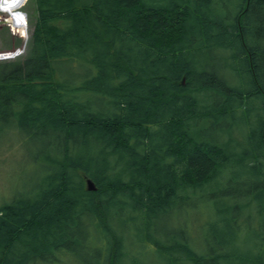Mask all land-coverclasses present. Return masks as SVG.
<instances>
[{"label": "trees", "instance_id": "obj_1", "mask_svg": "<svg viewBox=\"0 0 264 264\" xmlns=\"http://www.w3.org/2000/svg\"><path fill=\"white\" fill-rule=\"evenodd\" d=\"M247 1L225 0L215 12V0H33L24 55L0 63V140L16 131L22 143H36L43 178L0 205V264H264L259 147L234 159L214 135L244 110L260 124L251 141L264 143V47L254 45L264 0ZM224 18H241L232 29L251 38V65ZM216 51L237 80L222 76L227 108L213 99L225 89L211 73ZM202 56L209 69L194 64ZM254 95L257 108L248 101ZM234 163L244 170L223 176ZM247 180L259 188H247L257 200L236 208L201 192L199 202H220L221 215L198 245L184 226L148 232L152 219L191 203L200 185L218 191ZM242 213L252 227L240 247L227 228ZM218 220L230 238L212 235Z\"/></svg>", "mask_w": 264, "mask_h": 264}, {"label": "rangeland", "instance_id": "obj_2", "mask_svg": "<svg viewBox=\"0 0 264 264\" xmlns=\"http://www.w3.org/2000/svg\"><path fill=\"white\" fill-rule=\"evenodd\" d=\"M215 1L219 9L222 5H225V0ZM34 11L35 7L33 0H26L20 8V12H23L25 15V17L23 16L25 18V38L14 32L12 27L5 21L6 14L0 13V63L14 61L18 57L21 58L24 55L26 42L30 37L34 25ZM216 54L217 56L214 58V69L220 72L221 76L228 77L229 82L235 85L237 80L233 76L228 75V68L224 69L222 66L223 61L221 55L223 54L219 51H216ZM244 114L245 111L242 110L241 113H234L226 117L227 119L220 121V123L216 125V128L221 127L222 129L214 131L215 139L222 141L230 154H236L234 155V159L238 158L237 154L240 153L244 147L247 148L250 146L252 141L249 137V132L255 131L257 135V129L260 125L256 118L250 122L251 124L247 123L245 118L243 122ZM202 135L204 136V134ZM22 140L21 134L16 131H13L7 137L0 140V205L4 202H10L18 193L22 194L27 190L36 188L43 178L40 168L42 167V162L39 157L35 156L36 143H32L31 141L22 143ZM243 170V167H237V165H235L229 168V172H225L223 176H233L235 173H240ZM236 184V182H233L234 188L228 189L231 196L237 193L238 188H235ZM216 191L217 188L211 191L205 190L203 194L213 195ZM200 194L201 193H198V195L192 196L190 199L191 203H187V206L171 212L172 214L186 212V216L183 219L180 221L175 219L172 225L165 224L162 226V228L167 227L168 229L184 226L183 233H185L186 236L189 235L192 238L191 241L195 245H198L199 242L204 240L205 234L208 236L210 235L208 234L211 227L210 223L221 215L220 208L217 207L220 202H213L210 200L200 203ZM230 195L226 197V200L230 199ZM220 201L222 202V200ZM236 207L235 205V208ZM244 221L245 214L242 213L239 216V220H236L233 224L235 235L239 241L237 244H239L240 247L243 244L242 240L245 241L247 238H250V236H248V228L252 227L251 224L247 225ZM247 226L248 228L246 229L245 227ZM196 248L200 250L205 247L199 245ZM148 250L150 251L151 248L149 247ZM80 259H85V257H81ZM70 262H72V264L73 262L75 264H80L75 260H71ZM65 264L69 263L66 262Z\"/></svg>", "mask_w": 264, "mask_h": 264}, {"label": "bare ground", "instance_id": "obj_3", "mask_svg": "<svg viewBox=\"0 0 264 264\" xmlns=\"http://www.w3.org/2000/svg\"><path fill=\"white\" fill-rule=\"evenodd\" d=\"M25 1L26 0H0V13H3V14H6V19H5V21L7 22V24L9 25V26H11L12 27V30L14 31V32H16V33H18L20 36H22L23 38H25V23H24V21H25V18L23 17V16H21L20 15V13H19V11H20V8L23 6V4L25 3ZM214 1V0H213ZM247 0H246V2H245V6L244 7H246L247 6ZM211 4H213L211 7L215 10V12H217V8H216V4L215 3H211ZM199 13H201V14H204L205 13V10H203V9H201V11H199ZM222 23L224 24V26H225V28H229L230 30H228L227 31V33L230 35V36H236V34H239L240 36H241V41H240V46H241V48L244 50V53L246 54V57H247V59H249V64L251 63V56H250V54H249V49H248V46H247V44H249V43H251L252 44V41H251V38H250V41H249V43L247 42V40H245L246 39V37H244V35L240 32V29L238 30V32L237 33H235L234 32V30L232 29V25H237L238 27H239V25H240V23H241V18H238V19H236V20H231V19H228V18H224L223 20H222ZM245 30H250L248 27H245ZM253 36V38H254V35H252ZM256 39V41H255V47H258V48H262V47H264V29H260L259 31H258V36L255 38ZM242 59V58H241ZM241 59L240 58H238V59H236L237 60V63L239 62V61H241ZM207 61V62H206ZM209 60L207 59V57L206 56H202V57H198V58H196V60L194 61V64L195 65H197V69H201V67L202 66H204L205 65V67H206V69H209L208 68V64H209V62H208ZM211 63V62H210ZM251 65V64H250ZM224 68V67H223ZM225 69V68H224ZM211 73L213 74V76H216L217 77V81H219L221 84H223L224 86H225V89H222V90H218L216 93H214L213 94V99H214V102H215V105H217V106H221L222 108H224V107H228L227 106V103L229 102V99L226 97V94L227 93H229V85L226 83L228 80L226 79V82L223 80V77L221 76V73L220 72H217L216 70H213L212 69V71H211ZM247 74V72L246 73H244V76ZM252 75H253V77H254V73H252ZM184 78H182V80H181V83H184ZM259 98L258 97H256L255 95L254 96H251L250 97V99L248 100L249 101V103L250 104H253V107H256L257 108V105H258V103H259ZM226 104V105H225ZM246 115H248V114H245L243 117H245V119L247 120V121H252L254 118H253V115L252 116H246ZM252 117V118H251ZM251 124V123H250ZM257 131H260V125H259V128L257 129ZM260 133H262V136H263V138H264V130H263V132H260ZM260 145V146H259ZM259 147L258 148V152L260 153L258 156H261V158H262V161L264 162V143H262V144H260V143H250V146H249V148L250 149H253L254 147ZM258 156H256L255 158H257ZM256 160V159H255ZM234 166H235V163L233 164ZM256 167L258 168V166L256 165ZM90 181V182H92L90 179H88V178H85V189L87 190V191H89L88 189H87V181ZM218 180L220 181V182H222L221 180H222V177L220 176V177H218ZM248 180L247 181H245V184H243L244 182H237V184H236V187L235 188H238V190H237V193L235 194V196H237V198L235 199V198H233L232 199V196L229 194V190L228 189H230V188H234L233 187V184L231 185V186H226V187H224L223 189L224 190H218V191H216V193H218L219 195H220V197L222 198V200L223 201H226V197L228 196V195H230L231 197H230V199L229 200H227V201H231L232 203H234L235 205L236 204H241V203H243V205L244 204H246L247 202H251V201H253V202H255L256 200L251 196V194H249L250 192H249V190L247 189V188H249L250 187V184H251V182H248ZM92 184L94 185V187H95V190H96V186H95V184L92 182ZM248 184V185H247ZM204 186V185H203ZM203 186L202 185H200V187H198V188H195L194 189V193H195V195H198V193H201L202 191H205L204 189H203ZM254 186H256V184L254 185ZM253 188L255 189V190H257L258 191V189H256V187H253L252 186V189H251V187H250V191H253ZM205 189H207V188H205ZM95 190H92V191H95ZM248 190V191H247ZM92 191H89V192H92ZM241 191H244V193H242ZM239 192V193H238ZM241 192V193H240ZM255 192V191H254ZM216 193L215 194H213V196L214 195H216ZM245 194L247 195V196H245ZM257 194H260L259 192H257ZM247 199H252L251 201H248ZM259 201L260 202H262V203H264V196H262V200L261 199H259ZM243 208H246L245 206H243ZM130 214H131V219L133 220V221H130V223H132L133 225H139L138 224V214H135V213H133V212H130ZM186 216V212L184 213V212H178V213H174V214H172V213H168V214H166V215H163V216H159L158 218H156V219H152L151 220V222H150V224H151V227H150V229L148 230V232H150V233H153V232H155L156 230H157V228H159V227H161L162 225H165V224H169V223H172L175 219H178L179 221L181 220V219H183L184 217ZM137 220V221H136ZM217 223L218 224H216L215 226H213L214 227V230H213V232H212V235L215 237V238H217V239H220V238H223V237H226V238H230V236H229V234L230 233H228L225 229H224V227H223V225H222V222H219V220L217 221ZM233 224L234 223H231L230 225H229V227L227 228V229H229V230H235L234 229V227H233ZM212 229V228H211ZM233 241H234V239H233ZM125 246L127 247V249H129V250H131V251H133V244H131V242L126 238L125 239ZM252 250V249H251ZM253 251V250H252Z\"/></svg>", "mask_w": 264, "mask_h": 264}, {"label": "water", "instance_id": "obj_4", "mask_svg": "<svg viewBox=\"0 0 264 264\" xmlns=\"http://www.w3.org/2000/svg\"><path fill=\"white\" fill-rule=\"evenodd\" d=\"M5 23V22H4ZM87 189L89 191L95 190L94 185L92 184V182H90L89 180L87 181Z\"/></svg>", "mask_w": 264, "mask_h": 264}, {"label": "clouds", "instance_id": "obj_5", "mask_svg": "<svg viewBox=\"0 0 264 264\" xmlns=\"http://www.w3.org/2000/svg\"><path fill=\"white\" fill-rule=\"evenodd\" d=\"M21 16H23V13H20Z\"/></svg>", "mask_w": 264, "mask_h": 264}]
</instances>
